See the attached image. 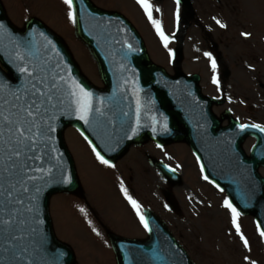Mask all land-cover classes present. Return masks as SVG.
<instances>
[{
	"label": "rangeland",
	"instance_id": "obj_1",
	"mask_svg": "<svg viewBox=\"0 0 264 264\" xmlns=\"http://www.w3.org/2000/svg\"><path fill=\"white\" fill-rule=\"evenodd\" d=\"M0 2L8 20L18 29H22L30 18L43 23L62 40L81 75L94 87L101 88L98 65L87 46L77 37L75 24L68 19V9L62 0H0ZM91 2L100 9L123 15L142 38L151 62L169 74L173 73L170 60L176 44L174 34L184 27L186 18L184 16L183 21L180 20L178 24L176 0H149L153 19L169 37L167 48L136 0ZM190 2L195 16L184 33L183 61L180 66L182 73L199 75L204 95L216 98L230 97L232 100L230 106L224 107L223 110L230 109L233 117L264 127V0H190ZM217 20L226 27L221 28ZM242 33L249 35L245 37ZM205 53L211 54L215 60V72L212 70V61ZM213 77L219 86L213 83ZM237 97L242 98L245 104L238 105ZM64 141L72 157L84 198L92 204L97 214L102 213L105 217L96 223L80 195L67 193L54 195L49 202L54 236L72 249L78 264H115L104 229L127 239H138L144 235V228L136 212L121 191V183L126 180V176L120 178L121 174L115 169L99 164L89 143L76 129L67 128L64 132ZM252 145V140H247L243 145L247 154ZM130 155L133 160L131 162L133 172H129V176L136 180L139 187L134 188V192L137 193L135 198L142 205L144 202L149 207L156 208L161 198L155 188L156 177L144 173L146 162L143 157L138 158L135 150H132ZM259 173L264 178V169ZM127 183L133 189L134 185ZM198 185L206 192H200L205 201L203 206L200 204L197 216H192L197 212L187 211V215L180 218L181 221L171 219L163 212V218L171 222L173 232L192 263L251 264V261H255V264H264V238L260 236L253 220L242 216L238 218L241 233L249 243V248H245L232 225L231 213L222 207L224 198L203 183L199 182ZM191 189L193 192H199L196 183L191 185ZM132 194L134 195L128 192L131 197ZM175 195H178L182 206H187L186 202L194 201L183 192V189H176ZM208 204L211 206H207ZM81 208L85 210L84 213L80 211ZM157 209L159 212L162 210L159 207ZM92 228L100 235L97 236Z\"/></svg>",
	"mask_w": 264,
	"mask_h": 264
},
{
	"label": "water",
	"instance_id": "obj_2",
	"mask_svg": "<svg viewBox=\"0 0 264 264\" xmlns=\"http://www.w3.org/2000/svg\"><path fill=\"white\" fill-rule=\"evenodd\" d=\"M180 4L189 11L188 25L193 16L189 0H180ZM73 7L76 33L97 61L105 85L103 90L93 88L80 76L62 42L41 23L30 20L23 31H17L7 21L0 5V24L6 29L5 34L0 35V65L9 75L0 69V79L10 86H20L22 77L10 62L8 53L14 46L13 40H30L41 61L48 62L49 67L65 78L70 75L93 94L94 111L88 125L75 115L60 114L67 110L70 99L67 90L65 106L58 110L54 121L56 132L51 134L53 140L50 147H54L55 151L50 153L53 159L45 157L44 163L45 168L53 167V178L47 184L45 180L38 181L43 188L38 202V218L43 223L39 227L47 236L48 253H63L60 264H73L69 248L54 238L48 214L51 195L72 193L79 188L73 162L63 142V130L70 126L87 136V141H91L110 162L120 159L131 145L150 139L159 144L185 140L203 165V172L209 180L226 192L242 215L252 216L260 231H264V179L257 173L260 167H264V133L251 127L240 132L239 124L234 121H230L228 127L220 128L211 114V101L200 94L198 76L186 77L175 68V75L169 77L162 69L152 65L139 36L120 15L102 12L88 0H73ZM181 41L180 38L174 54L176 65L182 59ZM128 45L132 47L131 52ZM165 122L167 131L164 130ZM181 127L185 134L180 132ZM247 137L256 140L250 157H246L241 149ZM56 158L62 166L63 175L71 176V184L57 182L62 177L56 167ZM147 220L152 231L148 232L146 241L110 238L117 264H162L154 253L166 257L170 264H191L166 230L155 219L148 216Z\"/></svg>",
	"mask_w": 264,
	"mask_h": 264
},
{
	"label": "snow or ice",
	"instance_id": "obj_3",
	"mask_svg": "<svg viewBox=\"0 0 264 264\" xmlns=\"http://www.w3.org/2000/svg\"><path fill=\"white\" fill-rule=\"evenodd\" d=\"M62 2L67 6L68 19L75 24L73 0H62ZM176 2L179 22L180 0ZM136 3L144 10L164 47L167 48L169 38L164 34L159 23L153 19L149 0H136ZM216 22L221 28L226 27L219 20ZM5 32V26L0 24V35H4ZM242 35L247 37L249 34L242 33ZM12 43L14 46L8 55L22 79L19 87L10 86L7 81L0 79V264H60L63 253H48L47 236L39 227L43 223L38 218V202L43 188L38 181L45 180L47 184L53 178V167L45 168L44 163L45 157L49 160L53 159L50 153L54 152L55 148L50 147L53 140L51 134L56 132L54 121L57 119L58 110L65 106V90L70 99L67 110L60 114L75 115L85 125L89 124L93 115V94L70 75L65 78L49 67L48 62L41 61L38 53L33 51V41L13 40ZM48 44L51 45V41H48ZM128 51H132L131 45H128ZM205 55L212 61V70L215 72V60L211 54L205 53ZM213 83L219 86L215 77ZM139 107L138 102V114ZM95 111L103 115L99 109ZM249 127L264 133V127L258 124L251 126L243 124L239 126V130L244 132ZM164 130L167 131L166 122ZM84 139L88 140V137L84 136ZM89 146L99 164L107 168L115 167L97 151L91 141ZM56 159V167L60 169L62 177L57 182L71 184V176L63 175L59 159ZM169 170L173 171V169ZM203 171L204 167L201 165V172ZM203 178L208 183H213L206 175ZM121 191L136 212L145 231L151 232L149 222L140 210L141 206L128 195L123 183H121ZM223 207L231 213L232 225L244 247L249 248V243L241 233L238 223L240 212L230 200H225ZM80 211L84 213L85 210L81 208ZM92 231L97 236L100 235L95 228H92ZM260 236L264 238V231H260ZM154 256L162 264H170L166 257L155 253ZM251 264H255V261H251Z\"/></svg>",
	"mask_w": 264,
	"mask_h": 264
},
{
	"label": "flooded vegetation",
	"instance_id": "obj_4",
	"mask_svg": "<svg viewBox=\"0 0 264 264\" xmlns=\"http://www.w3.org/2000/svg\"><path fill=\"white\" fill-rule=\"evenodd\" d=\"M223 102L222 105L220 104L221 106H213L214 110H218L217 114L219 115L221 123H224L229 118V115H227L226 111L221 112V108L226 106L227 103L231 104V101ZM237 102L241 103L242 98H239ZM145 147V149H143V146L134 148L138 158L143 157L146 162L147 167L143 171L148 176H151L153 174L157 179L161 181L162 185H157V188L161 192L162 198L168 204L167 207L172 211L171 214L174 216H179L181 214V210L178 208L177 203L173 199L171 190H175L181 187L184 179H188L189 177L197 173L196 162L187 145L185 144H173L158 147V145L149 142ZM121 161V169L125 168L127 172H132L131 164L128 161H123V159ZM188 161L190 164L188 163ZM119 162L114 164L115 167L119 164ZM156 162H159L169 167L170 169H173V171H168V173H165L162 170H159L155 167ZM117 172L119 174H123L118 170ZM174 176H177L178 179L175 180ZM128 181L132 182L134 181V178L129 176ZM177 200L178 203L181 204V201L178 197ZM192 208L195 207L192 206ZM183 209L185 211L189 210L187 207H183Z\"/></svg>",
	"mask_w": 264,
	"mask_h": 264
}]
</instances>
